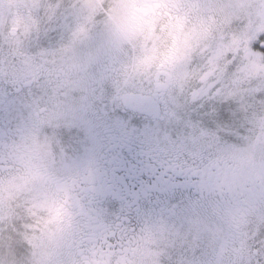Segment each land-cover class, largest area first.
<instances>
[{
	"label": "flooded vegetation",
	"instance_id": "1",
	"mask_svg": "<svg viewBox=\"0 0 264 264\" xmlns=\"http://www.w3.org/2000/svg\"><path fill=\"white\" fill-rule=\"evenodd\" d=\"M1 1L0 194L17 186L53 201L66 264H157L190 210L227 225V242L214 248L207 228L178 264H261L251 232L264 209V163L194 153L152 129L172 123L185 74L175 53L144 69L132 63V43L159 14L162 25L207 21L199 0H143L95 53L69 48L56 16L37 17L32 47L7 48L8 37L25 39L23 13Z\"/></svg>",
	"mask_w": 264,
	"mask_h": 264
},
{
	"label": "rangeland",
	"instance_id": "2",
	"mask_svg": "<svg viewBox=\"0 0 264 264\" xmlns=\"http://www.w3.org/2000/svg\"><path fill=\"white\" fill-rule=\"evenodd\" d=\"M142 1L15 0L16 11L23 13L25 39L8 37L7 48L18 42L32 47L37 17L56 16L53 24L66 36L69 48L82 46L84 53H95L117 37L133 6ZM197 10L209 19L162 25L159 14L157 21L149 23H155L153 28L132 43V63L137 68L151 66L160 54L175 53L185 74L172 123L152 125V129L160 128L164 138H174L194 153L207 150L214 156L263 164L264 57L252 45L258 36L264 37V0H199ZM224 103L231 118L214 124L206 114ZM20 188L0 194V264H66V236L48 213V206L55 208L53 201L23 194L27 190ZM188 214L189 225L171 234L157 264H178L180 248L204 238L207 228L214 248L226 244L227 225L196 210ZM256 217L251 237L264 246V209ZM260 258L264 264V251Z\"/></svg>",
	"mask_w": 264,
	"mask_h": 264
},
{
	"label": "snow or ice",
	"instance_id": "3",
	"mask_svg": "<svg viewBox=\"0 0 264 264\" xmlns=\"http://www.w3.org/2000/svg\"><path fill=\"white\" fill-rule=\"evenodd\" d=\"M253 49L255 51L261 52L264 54V37L258 36L253 42ZM206 116L212 119L214 124H218L220 121H228L231 118V113L227 110V104L224 103L219 107H212L208 110ZM132 231H135L132 229Z\"/></svg>",
	"mask_w": 264,
	"mask_h": 264
},
{
	"label": "trees",
	"instance_id": "4",
	"mask_svg": "<svg viewBox=\"0 0 264 264\" xmlns=\"http://www.w3.org/2000/svg\"><path fill=\"white\" fill-rule=\"evenodd\" d=\"M263 57H264V54H263ZM264 60V59H263Z\"/></svg>",
	"mask_w": 264,
	"mask_h": 264
}]
</instances>
